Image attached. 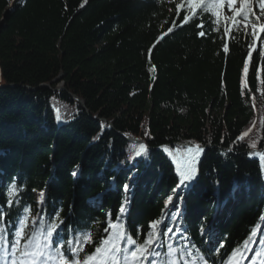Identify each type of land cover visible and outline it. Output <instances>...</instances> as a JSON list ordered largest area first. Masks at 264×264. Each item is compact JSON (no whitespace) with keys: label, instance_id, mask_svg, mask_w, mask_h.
<instances>
[{"label":"trees","instance_id":"16d2710c","mask_svg":"<svg viewBox=\"0 0 264 264\" xmlns=\"http://www.w3.org/2000/svg\"><path fill=\"white\" fill-rule=\"evenodd\" d=\"M179 3L188 7L187 0H0V205L10 233L28 205L29 233L39 236L59 216L54 244L67 247L84 232L94 243L109 234L125 197L115 230L137 241L178 207L180 231L158 252L172 244L182 264H222L257 225L252 239L264 232V166L249 152L264 155V70L256 74L264 34L252 40L233 28L229 39L224 22L213 31L205 13L200 37L198 19L180 26ZM250 41L256 50L245 77ZM143 143L146 157L129 160ZM183 143L203 152L171 208L180 191L173 158L189 155ZM13 182L19 205L8 209Z\"/></svg>","mask_w":264,"mask_h":264},{"label":"snow or ice","instance_id":"6c2138e0","mask_svg":"<svg viewBox=\"0 0 264 264\" xmlns=\"http://www.w3.org/2000/svg\"><path fill=\"white\" fill-rule=\"evenodd\" d=\"M84 3H87V0H84ZM258 3L261 15H264V0H258ZM238 4L240 7H237ZM187 5V8L183 3H179L176 6L177 13L180 11H184L185 13L180 26L189 23L193 18L198 19L199 23L196 24V27L201 29L197 33L200 37L206 35L203 30L204 21L202 18L205 13L209 15L210 28L213 31H219V25L222 21L224 22L223 34L229 39L234 38L232 35L233 28L237 32L241 28L245 29V38L249 37L247 29L251 28L250 35L252 40H260L259 33H264V24L259 23L260 16L256 15L251 8L250 0H187ZM226 6L228 11L232 13L231 17L223 15ZM81 7H83V4H81ZM253 18L256 21L255 23L252 22ZM229 20L232 22L231 25L228 24ZM172 27H176V25L173 24ZM172 27L161 35L156 43H159V40H162L164 35L171 32ZM222 47L225 53L229 52L227 43ZM248 49L242 68V73L245 77L249 73V64L253 59L252 54L256 50L255 45L251 41L248 44ZM257 57L258 59L260 58V53H257ZM149 70L155 71V67L153 66ZM261 70H264V66L258 65L256 68L258 79V74ZM261 83H264V81H261ZM246 135L247 133H243L237 139L242 140ZM249 146L256 148L255 143ZM165 151H168V149H165ZM184 151L189 154L187 158L177 156L173 159L176 163L179 177L177 188L186 190L196 178L198 171L196 162L198 156L203 152V149L197 144L194 147H187ZM146 154V145L140 144L133 146L129 160H136L141 156L146 157ZM169 155L171 156L172 153L169 152ZM258 155L262 166H264V155ZM128 187L127 184L124 185L125 192L128 191ZM20 192L21 189L18 188L15 182L8 186L6 191V206L8 209H11L14 204L19 205ZM173 192H176V189H173ZM172 199V196L167 198L165 207L171 203ZM182 199L183 195L181 194L177 197V204ZM38 202L41 204L44 202L43 191L39 193ZM126 203L127 197H125L124 203L118 209L116 222L109 221L108 226L104 229L105 232L109 233L105 238L93 243L92 233L84 232L74 242H68L67 247L63 243H59L58 245L53 243L54 234L59 237L57 229L64 223L59 216L50 218L48 225L41 230L38 236L36 232L29 233L27 231L30 224L31 208L25 205L21 210L22 214H18L16 222L13 225L15 229L14 233H10L5 223L6 214L3 211L4 206L0 205V264H182V250L173 247L172 244L166 245V253L162 254L157 251L158 248L165 247V237L170 239L173 231H180L176 224V218L179 216L178 207L175 211L168 213L166 216H162L161 220L152 222L149 226L151 231L147 232L146 238L142 241H137L133 236L128 235L126 231L115 230L120 222V218L123 217ZM261 219H264V217ZM165 220H170L171 225L165 223ZM31 223L34 225L36 222L31 221ZM160 224H163L162 229H158V225ZM256 228H259V225ZM256 228L252 230L251 236L243 242V250L241 247L232 250L230 255L226 256L222 261V264H234L238 256L240 260L236 264H242L243 260L248 259L247 252L251 250L248 248V245L255 242L252 238L257 235ZM61 231H67V226L61 229ZM10 234L13 235L12 240H9ZM261 235H264V232H261ZM89 245L92 246L85 252V247ZM82 253L83 255H81ZM162 255L166 257L163 260H161ZM255 255L260 257L264 255V252H256ZM205 264H207L206 261ZM252 264H257V262L253 260Z\"/></svg>","mask_w":264,"mask_h":264},{"label":"rangeland","instance_id":"374dc122","mask_svg":"<svg viewBox=\"0 0 264 264\" xmlns=\"http://www.w3.org/2000/svg\"><path fill=\"white\" fill-rule=\"evenodd\" d=\"M255 4H257L255 6ZM250 5H251V8L253 9V11L256 13V15L260 16V21L259 23L260 24H264V15H261V12H260V9H259V3H258V0H250ZM237 7H240V5L238 4ZM223 13H226L227 16L231 17L232 13H230L228 11V8L227 6L225 7ZM253 23H255V19L252 20ZM241 30H244L243 28H241ZM251 28L247 29V31L249 33H251ZM262 33H259V36H261ZM262 49L264 50V43H262ZM61 86V85H60ZM59 86V87H60ZM58 87V88H59ZM255 97V96H254ZM130 181L132 180V178L129 179ZM178 197V195H177ZM174 199H177V198H174ZM174 205H175V200L172 201L171 203V208H174ZM34 220V219H33ZM35 221V220H34ZM248 248L251 249L250 251L247 252V256H248V259L246 260H243L242 264H252L253 260H255L257 262V264H264V255L260 256V257H257L255 255L256 252H264V247H262V245L260 244H256L255 242L254 243H250L248 245ZM240 260L237 259L236 262H238ZM236 262H234V264H236Z\"/></svg>","mask_w":264,"mask_h":264},{"label":"water","instance_id":"95a60500","mask_svg":"<svg viewBox=\"0 0 264 264\" xmlns=\"http://www.w3.org/2000/svg\"><path fill=\"white\" fill-rule=\"evenodd\" d=\"M48 86V85H47ZM62 89H64V87L61 85L59 88H57L56 89V91H58V90H62ZM75 98H78L77 96H74ZM80 102H82L83 103V101L82 100H80ZM129 139H131V140H136V139H134V138H129ZM137 141H139V140H137ZM140 142V141H139ZM144 145H146L145 143H143ZM147 146V145H146ZM148 147V146H147Z\"/></svg>","mask_w":264,"mask_h":264}]
</instances>
